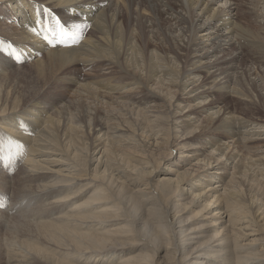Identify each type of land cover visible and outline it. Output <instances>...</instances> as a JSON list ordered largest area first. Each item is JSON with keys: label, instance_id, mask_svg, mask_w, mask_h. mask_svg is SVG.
<instances>
[{"label": "bare ground", "instance_id": "6f19581e", "mask_svg": "<svg viewBox=\"0 0 264 264\" xmlns=\"http://www.w3.org/2000/svg\"><path fill=\"white\" fill-rule=\"evenodd\" d=\"M53 17L90 27L50 44ZM0 42V132L25 161L17 184L0 172L1 202L44 206L26 230L9 227L0 264H161L164 250L172 264H264V94L251 78L264 66V0H0ZM252 62L247 84L233 82ZM110 110L135 137H105L124 126L106 129ZM124 142L143 150L128 153L138 164L118 157ZM166 147L192 165L173 166ZM143 202L172 223L170 244L152 238ZM189 207L197 230L181 219ZM151 241L152 253L120 255Z\"/></svg>", "mask_w": 264, "mask_h": 264}, {"label": "rangeland", "instance_id": "374dc122", "mask_svg": "<svg viewBox=\"0 0 264 264\" xmlns=\"http://www.w3.org/2000/svg\"><path fill=\"white\" fill-rule=\"evenodd\" d=\"M141 2H143V1H141ZM238 5H239V9L237 10V13L238 14H240V11H241V9L243 8V7H245V5H244V2L243 1H239L238 2ZM238 18H241L242 19V17H241V15L240 16H238ZM243 24H247V23H243ZM176 32H177V34H179L181 31L179 30V29H177L176 28ZM219 55H221V54H219ZM253 64H254V62H252ZM252 63H249V65L247 66V65H238V64H236V65H238V66H236L233 70H232V72L231 73H233V74H231L232 75V81L233 82H238V83H240V82H243L244 81V83H246L247 84V82L250 80L249 79V76L250 75H252L253 73H254V70H252V71H249L248 72V75L249 76H247L245 73H244V70H243V68L242 67H248V69L249 70H251L252 68L253 69H255V67L257 68V65L256 64H252ZM251 65V66H250ZM259 65V64H258ZM261 67V66H260ZM263 70V72H264V66L263 67H261L260 69H258V71H257V73H258V75H252L251 76V78H252V80H254L255 81V83H256V88H257V92L258 93H261V94H264V76L262 75L263 73H260V75H261V77L259 76V71H262ZM256 77V78H255ZM81 78H83V77H81ZM237 80V81H236ZM44 100V102H47L48 100H49V97L47 98V100H46V98H44L43 99ZM50 102V101H49ZM62 102H64V101H62ZM45 104V103H44ZM114 110H110V111H108V112H106V111H102L101 112V117H102V119H103V121L104 122H108L110 125H107L106 126V129L108 130V126L110 127L111 125V127H116V126H118V124L119 123H121L122 125H124L123 127H122V129L120 130V132H110V131H113V130H110L109 131V134H108V132H106V135H105V137H107V136H109V137H107L108 139L109 138H113V139H115L116 140V135L117 134H121V135H123L125 138H127V137H135L136 136V133L135 132H132L131 133V131L130 130H127V128H125V127H127V126H125V123H123V121L122 120H124L123 118L125 117V111L123 112L124 114H122L121 112H122V110H120V112L117 114V113H115V112H113ZM108 113V114H107ZM113 114H115V115H113ZM116 114L118 115V116H116ZM113 115V116H112ZM114 116H116V118L114 117ZM129 116V115H128ZM127 116V117H128ZM112 119V120H108V119ZM114 118V119H113ZM117 118H119V119H117ZM126 118V117H125ZM126 121H129V118H126L125 119ZM117 121V122H116ZM118 123V124H117ZM122 125H119V126H122ZM149 125V124H148ZM148 125H146L147 127H148ZM150 126L151 125H149V127L148 128H150ZM111 127L109 128V129H111ZM2 133L3 132H0V141H4L3 140V136H5V135H2ZM147 133H149V135H152L153 136V134H156V133H160L161 134V132H147ZM125 144V145H124ZM120 146L118 147V154H119V156L118 157H120V158H122V157H125V159H130L131 160V162L132 163H134L135 164V161H136V159L135 158H131L130 157V154L132 153V152H135V153H137V151L139 152V153H143V150L139 147V149L137 148V145H133V144H130V143H123L122 145L121 144H119ZM255 145H259L258 143L257 144H255ZM118 146V145H117ZM128 146V147H127ZM136 146V147H135ZM121 147H122V150H121ZM131 147V148H130ZM124 148V149H123ZM128 148V149H127ZM138 149V150H137ZM170 149V150H169ZM123 151H126L125 153H123ZM130 151V152H129ZM165 151L166 152H172L173 153V155L176 157L177 156V154H179L178 153V151L179 150H177V149H175V148H172V147H166L165 148ZM173 151H175V152H173ZM128 153H130V154H128ZM138 154V153H137ZM4 155H7L8 156V159L7 160H5L4 159ZM178 157V156H177ZM17 159H18V157H16L15 159H11L10 158V156L8 155V154H0V172L2 171V173H4L5 175H7V177L9 178V180H12L15 184H17L19 181H21V180H19L20 178H17L16 176H18V175H16L17 173H18V171H19V169H21V165L25 162V161H23V162H17ZM115 159L113 158L112 160H111V168L113 167L114 168V171H115V168H116V166L118 167V168H116V171L118 170V169H120V167L121 168H123L124 166H125V164H126V161H123V160H121V159H119V161L116 163V161H114ZM176 160V164L173 162H171V164H173V166L175 165V167H176V165H179V168L180 167H185V168H188V167H190L192 164L190 163V162H188V161H186V162H183V160H182V162H180V160H181V158H176L175 159ZM115 163H114V162ZM193 163L195 162V161H192ZM15 163V164H14ZM117 164V165H116ZM136 164H138V162L136 161ZM166 167V166H165ZM113 171V172H114ZM115 171V172H116ZM231 171V170H230ZM231 173V172H230ZM20 176V175H19ZM228 176H230V174L228 175ZM137 177V176H136ZM138 178V177H137ZM15 179V180H14ZM127 179H129V178H127ZM224 182H226V180L224 179L223 180ZM139 182H137V183H135V184H130L131 186H133L134 188H133V190H132V192L134 193L133 195L135 196V198H137V199H143V197L142 198H140V197H138V195H137V189L139 188V185H141V184H138ZM219 183H221V181H219ZM103 185L105 186V187H107V185H105V183L103 182ZM94 190V188H91V190L88 192V195H90V192H92ZM0 195H2L1 193H0ZM158 195V194H157ZM145 197V196H144ZM1 198H0V242H3V243H6L9 239H11V237H13L12 235L13 234H11V236L9 235V234H7L9 231H10V228L9 227H11V226H16L17 228L19 227V229H23V230H26V229H24V228H27V227H24V224H33L34 225V221L36 222H38L40 219H42V217H41V215H40V209H41V211L44 209V206H43V204H40V203H35L34 205L35 206H38V207H35L34 206V210L35 211H28L27 209H28V207H25V209H23L22 208V206L20 205V204H17V206L16 207H13V208H11V209H9L8 207H4L3 205H2V202H1ZM115 202H119V200H116ZM184 204H188L187 202H188V199H185V200H183L182 201ZM143 203H144V205H143ZM142 203V205H141V210L142 211H144L143 213H144V216L146 217V218H148L149 220H150V222H151V224L154 226V230L152 229V232H153V234H151V236H152V238H154L155 237V233H157L158 234V241L157 242H159V244H161V243H164L165 244V246H166V244L168 245V244H170V239L168 240V241H165V239H166V236L168 235H170V233H171V228H173L172 227V223L169 225L168 224V222H165L164 220H162V221H160V220H158L157 219V217H153V216H151V215H148L146 212H145V210H147L149 207H151V205H148L147 203H145V202H143ZM41 205V206H40ZM40 207V208H39ZM191 207H192V205H191ZM23 209V210H22ZM37 209V210H36ZM3 210H5V212L3 211ZM7 210V211H6ZM29 210H31V208L29 209ZM198 210V209H197ZM21 211V212H20ZM38 211V212H37ZM22 213V214H21ZM38 213H39V215H38ZM195 212H193L192 211V208H190L189 207V209H187V210H185V211H182L181 212V219L186 223V225H185V227H189L190 229L192 228L193 230L194 229H199V227L201 226V225H203L204 223H205V221H203V220H199V219H201V218H199L198 216L196 217L195 215ZM192 215H194L193 217H192ZM4 216V217H3ZM7 216V217H6ZM3 217V218H2ZM16 217V218H15ZM196 217V218H195ZM3 219V220H2ZM197 219V220H196ZM11 221H12V223H11ZM191 221V222H190ZM13 223H15V224H13ZM168 225H166V224ZM159 224H165L167 227H165L164 228V230H165V232H160L161 230V226H159ZM140 226L142 227L143 225L142 224H140ZM171 227V228H170ZM9 230V231H8ZM210 233V235H212L213 233H215V231L213 232V231H210L209 232ZM156 234V235H157ZM190 234H192L193 235V233H190ZM208 234V233H207ZM154 235V236H153ZM10 237V238H9ZM9 238V239H8ZM126 239L128 238V236L127 237H125ZM169 238V237H168ZM4 239V240H3ZM8 239V240H7ZM27 238H25V240H26ZM155 239V238H154ZM205 239H207V237H205ZM2 240V241H1ZM130 240H132V239H130ZM137 239H135L134 241H136ZM197 240H199V239H194V241H197ZM16 242V241H15ZM132 242H133V240H132ZM153 241H151V242H149L148 244H147V247H144V246H141V245H139V244H137V242L135 243H129V245L127 246V248H125V251H123V252H121L120 253V255H124V256H126V255H132V254H134V255H138L139 257H140V255L142 254V253H152V251H154L153 250ZM16 248H21V249H23L21 246H18L17 245V242L15 243V245H14ZM193 247H194V244H193ZM131 248H134V249H131ZM152 249V250H151ZM142 253H141V252ZM131 252V253H130ZM129 253V254H128ZM139 253H141V254H139ZM120 255H118V256H120ZM130 255V256H131ZM173 257L169 254V252H167L166 250H164V251H162V253H161V256H159V257H156L155 259L156 260H159L160 262L161 261H163L161 264H172L173 262H174V259H172ZM76 260H73V262H74V264H102V263H98L99 261H98V259H96V258H91V259H80V258H75ZM138 259V262H140L139 261V259L140 258H137ZM121 259L120 258H117L116 259V261L118 262V261H120ZM171 260V261H170ZM117 262H115V263H117ZM114 263V264H115ZM122 263V262H121ZM109 264H111V263H109Z\"/></svg>", "mask_w": 264, "mask_h": 264}, {"label": "snow or ice", "instance_id": "6c2138e0", "mask_svg": "<svg viewBox=\"0 0 264 264\" xmlns=\"http://www.w3.org/2000/svg\"><path fill=\"white\" fill-rule=\"evenodd\" d=\"M46 12L49 13V15H52L50 9H45ZM55 27H49L48 32L51 33V36L45 35V40L48 41L50 44H59L68 46L70 44H75L80 41L83 34V29L90 27V25L87 24H73L71 25L72 31L69 30L68 27L65 26V24L61 23L60 19L57 17H53ZM2 43V42H0ZM16 59L19 60L20 56L16 55ZM19 146V145H17ZM11 151V142L10 141H0V154H5L7 152ZM4 159L7 160L8 156L4 155Z\"/></svg>", "mask_w": 264, "mask_h": 264}]
</instances>
